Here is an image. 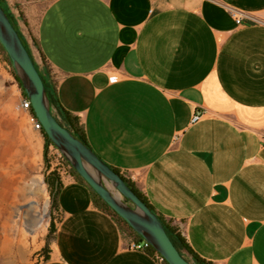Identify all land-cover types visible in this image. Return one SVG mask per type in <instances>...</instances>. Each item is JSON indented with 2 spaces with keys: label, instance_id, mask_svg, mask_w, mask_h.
Returning <instances> with one entry per match:
<instances>
[{
  "label": "crops",
  "instance_id": "1",
  "mask_svg": "<svg viewBox=\"0 0 264 264\" xmlns=\"http://www.w3.org/2000/svg\"><path fill=\"white\" fill-rule=\"evenodd\" d=\"M1 1L93 151L193 252L264 264V0ZM8 82L29 118L0 52ZM62 179L41 264H160L85 184Z\"/></svg>",
  "mask_w": 264,
  "mask_h": 264
},
{
  "label": "rangeland",
  "instance_id": "2",
  "mask_svg": "<svg viewBox=\"0 0 264 264\" xmlns=\"http://www.w3.org/2000/svg\"><path fill=\"white\" fill-rule=\"evenodd\" d=\"M0 52L8 74L17 82L6 54ZM36 65L47 79L42 67ZM12 85L0 84V264H41L51 252L52 225L60 221L46 178L52 172L63 176L67 166L55 146L45 156L43 132L35 131L27 112L13 104ZM50 107L57 115L51 103ZM41 138L44 150L39 147ZM107 184L117 193L110 182ZM120 200L135 209L121 196Z\"/></svg>",
  "mask_w": 264,
  "mask_h": 264
},
{
  "label": "water",
  "instance_id": "3",
  "mask_svg": "<svg viewBox=\"0 0 264 264\" xmlns=\"http://www.w3.org/2000/svg\"><path fill=\"white\" fill-rule=\"evenodd\" d=\"M0 44L22 79L27 98L45 134L68 159L80 177L139 236L149 242L168 264H193L180 253L158 215L127 185L122 176L62 126L54 116L44 80L1 4ZM107 182L112 184L117 193ZM120 196L131 202L135 209L123 203Z\"/></svg>",
  "mask_w": 264,
  "mask_h": 264
},
{
  "label": "trees",
  "instance_id": "4",
  "mask_svg": "<svg viewBox=\"0 0 264 264\" xmlns=\"http://www.w3.org/2000/svg\"><path fill=\"white\" fill-rule=\"evenodd\" d=\"M0 4L3 7V9L5 10V12L7 13V15L9 16V18L12 21L13 25L15 26V28L17 29L16 24H15V19L12 16V14L9 13L8 9L4 6V4H3V2L1 0H0ZM17 31H18V29H17ZM19 34H20V32H19ZM20 36H21V34H20ZM21 38L23 40L24 45L26 46L27 50L30 53V50H29L24 38L22 36H21ZM34 42H35L36 46H38V42H37L36 39H34ZM0 49L6 54V60L12 66V68L14 69L15 78H16L19 86L21 87V89H22V91L24 93V96L26 97V99H28L27 95H26V92H25V89L23 87L22 79L19 77V75H17L18 72L15 70V68H14V66L12 64V61L10 60L8 54L6 53V51L4 50V48L2 47L1 44H0ZM30 55H31V53H30ZM31 57H32V55H31ZM43 61H44V64L49 68V66H48V64H47V62H46L44 57H43ZM36 67H37V65H36ZM37 69H38V67H37ZM41 76H42V78L44 80V83H45V86H46V90H47V96H48V98L50 100V103H51L52 107L57 110V115L54 114V116L58 119V121L62 124V126L67 128L75 137L80 139L89 148L92 149V147L90 146L88 137H87L86 130H85L84 126L81 124L80 119L61 107V105L59 104V101H58V94H57L56 86H54V87L51 86V84H49L48 79L43 77L42 74H41ZM42 132H43V135H44V138H45V156H47L50 147L54 146V144L48 138V136L45 134L44 130H42ZM64 161H65L66 166H70L71 167L69 173L79 177L80 181L83 184H85L91 190L96 203L99 204L102 208H104L107 212H109L112 216H114L122 225H124L138 239V241L143 240V238L141 236H139L121 217H119L95 193V191L80 177V175L77 173V171L74 169L72 164L68 161V159L65 156H64ZM113 169L122 176V178L125 180L127 185L158 215V217L161 220V222L163 223V225H164L169 237L171 238V240L173 241L175 246L178 248L180 253L187 260H189L193 264H209L206 261L202 260L199 256H197V254H195L193 252V250L189 247L186 238L181 234V232L177 228L172 227L167 222H165V220L156 212L155 208L150 204V202L148 201L147 197L141 192V190L137 187V185L130 178H128V176L125 173L121 172L118 169H115V168H113ZM46 184L48 185L50 193H51V196H52L53 206H54V208L58 209L59 208L58 198H59V196L61 194V191H62V189L64 187L62 176L59 173H57V172H52L46 178ZM51 233L53 234L52 237H55V233H56L55 224L52 225ZM51 239L53 240L54 238H51ZM147 252L149 254L153 255V256H155L157 253H159L153 246ZM48 259H49V255H47L46 261ZM166 264H168V263H166Z\"/></svg>",
  "mask_w": 264,
  "mask_h": 264
},
{
  "label": "built area",
  "instance_id": "5",
  "mask_svg": "<svg viewBox=\"0 0 264 264\" xmlns=\"http://www.w3.org/2000/svg\"><path fill=\"white\" fill-rule=\"evenodd\" d=\"M237 23L241 24V20L239 18H237ZM21 107L29 112V120H30L32 126L34 127V129L36 131L42 132L43 127H42L41 123L39 122V120L37 119V117L35 116V114L33 112L30 100L29 99H25V101L22 103ZM200 118H201L200 114L195 116L194 117V122H197L198 120H200ZM70 169H71V167L67 166V169L64 170V172L66 171V172L69 173ZM71 176L77 182L80 181V178L77 177L76 175H72L71 174ZM151 247H152V245L149 242H147L146 240H144V239L141 240V241H136L132 245V249L137 250V251H144V252H147ZM155 256H156V258H157V260H158V262L160 264H166L167 263L166 259L160 253H157Z\"/></svg>",
  "mask_w": 264,
  "mask_h": 264
}]
</instances>
